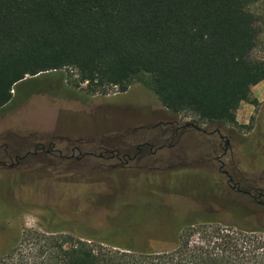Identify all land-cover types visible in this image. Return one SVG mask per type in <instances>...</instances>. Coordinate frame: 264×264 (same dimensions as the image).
<instances>
[{
  "label": "rangeland",
  "instance_id": "obj_1",
  "mask_svg": "<svg viewBox=\"0 0 264 264\" xmlns=\"http://www.w3.org/2000/svg\"><path fill=\"white\" fill-rule=\"evenodd\" d=\"M252 10L258 38L250 55L264 64V0ZM26 80L0 110V252L22 232L0 264H42L47 230L151 249L198 219L264 232V206L224 174L242 191L264 189L263 164L246 150L251 135L264 144V81L252 87L257 105L242 103L230 121L210 123L171 113L141 82L91 93L73 69ZM217 130L231 138L228 154L210 134Z\"/></svg>",
  "mask_w": 264,
  "mask_h": 264
},
{
  "label": "trees",
  "instance_id": "obj_2",
  "mask_svg": "<svg viewBox=\"0 0 264 264\" xmlns=\"http://www.w3.org/2000/svg\"><path fill=\"white\" fill-rule=\"evenodd\" d=\"M260 1L0 0V110L28 77L73 69L91 93L141 82L173 114L226 123L242 103L257 105L252 87L264 81L250 55ZM247 144L264 167V144L255 135ZM46 233L42 264H264V232L209 219L181 223L161 249Z\"/></svg>",
  "mask_w": 264,
  "mask_h": 264
},
{
  "label": "flooded vegetation",
  "instance_id": "obj_3",
  "mask_svg": "<svg viewBox=\"0 0 264 264\" xmlns=\"http://www.w3.org/2000/svg\"><path fill=\"white\" fill-rule=\"evenodd\" d=\"M53 75V74H51ZM207 134V133H206ZM211 135H214V134H218V136L220 137L221 140H225V154H228L229 153V150L230 148L232 149L233 148V145L231 144V138L230 137H225L223 136L218 130L216 132H212L210 133ZM231 156L233 157V154L231 153ZM224 173H226V176L229 178V180L231 179L232 182H229L230 184H233L234 187H233V190H235L236 188V191L238 193H242L244 194L245 196L249 197L250 199H253V201L257 204V205H261V203L264 202V189H252L251 191L249 190H246V191H242L240 189V180L238 179V181L236 182L232 176L229 174L228 171H225ZM256 194V196L254 195ZM262 195V197H261Z\"/></svg>",
  "mask_w": 264,
  "mask_h": 264
},
{
  "label": "water",
  "instance_id": "obj_4",
  "mask_svg": "<svg viewBox=\"0 0 264 264\" xmlns=\"http://www.w3.org/2000/svg\"><path fill=\"white\" fill-rule=\"evenodd\" d=\"M184 128H185V129H189V128H190V129L195 130V131H197V132H199V133H204V134L207 133L206 130H204V129L201 128L200 126H198V125H196V124H193V123H187V124L184 126ZM224 174L226 175V173H224ZM229 182H232V180L230 179ZM261 197H262V195H261ZM261 206H264V202L261 203Z\"/></svg>",
  "mask_w": 264,
  "mask_h": 264
}]
</instances>
